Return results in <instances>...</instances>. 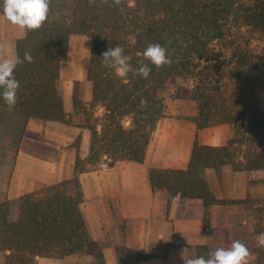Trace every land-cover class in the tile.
<instances>
[{
	"label": "trees",
	"instance_id": "16d2710c",
	"mask_svg": "<svg viewBox=\"0 0 264 264\" xmlns=\"http://www.w3.org/2000/svg\"><path fill=\"white\" fill-rule=\"evenodd\" d=\"M67 5L68 14L58 19L57 13ZM74 34L90 38L91 51L85 79L74 82L69 111L59 82ZM263 41L264 0H121L119 5L114 0H51L48 19L37 30L24 29L16 42V55L23 63L14 72L20 88L10 109L25 118L88 128L89 153L87 158L79 153L74 176L0 200L2 264H37L39 257L72 253L106 264L103 244L93 238L83 212L80 173L104 156L109 164L143 161L167 115L168 97L195 100L193 118L199 128L219 116L220 122L234 125L235 133L220 145L202 144L196 138L186 168H152L154 190L199 198L209 206L217 199L206 169H264V109L259 99L251 101L241 90L227 88L246 67L258 65ZM150 43L166 48L171 64L157 68L145 60L143 51ZM117 45L131 56L133 69L149 65L147 78L129 72L122 79L103 65L102 54ZM26 51L32 62L24 60ZM0 105L9 108L2 98ZM254 144L263 151L253 150ZM116 250L119 264H138L147 256L125 246ZM249 264H264V251Z\"/></svg>",
	"mask_w": 264,
	"mask_h": 264
},
{
	"label": "crops",
	"instance_id": "0c3cea01",
	"mask_svg": "<svg viewBox=\"0 0 264 264\" xmlns=\"http://www.w3.org/2000/svg\"><path fill=\"white\" fill-rule=\"evenodd\" d=\"M23 35L24 29L11 43L15 54L16 42ZM1 41L2 38L0 44ZM245 74L263 84L257 90L264 109V80L261 81L264 65L249 67ZM168 105L169 112L160 120L143 161L121 159L113 164L103 161L96 168L80 173L85 195L83 212L93 238L103 244L106 264H119L116 250L119 246L146 253L138 264H182L181 251L185 258H195L197 248H227L232 243L212 240L210 234L231 228L232 220L219 221L223 207L220 201L249 197L252 176L248 170H234L231 165L206 169L217 199L208 207L199 198L170 196L167 190L153 189L150 170L186 168L196 138L208 145H220L225 140L227 122L215 121L198 127L193 118L197 113L195 100L173 98ZM65 106L70 111L73 104L67 100ZM79 135L80 147L75 144ZM89 146L90 130L86 127L25 118L0 105V200L74 176L79 149L87 154ZM259 252L260 249L250 255L249 262H256ZM2 255L0 252V264ZM41 258L47 264L54 261L52 256L38 259Z\"/></svg>",
	"mask_w": 264,
	"mask_h": 264
},
{
	"label": "rangeland",
	"instance_id": "374dc122",
	"mask_svg": "<svg viewBox=\"0 0 264 264\" xmlns=\"http://www.w3.org/2000/svg\"><path fill=\"white\" fill-rule=\"evenodd\" d=\"M68 10L69 5H67L66 7L62 6L61 10L57 13L58 19L65 18L66 14H68ZM21 31L22 29H20L16 25L11 24L6 19L4 14L0 13V39L2 38L1 44L11 46V43H13V39L15 37L17 38V35L19 36L21 34ZM4 35L5 37H3ZM259 44L260 48L258 51L261 54V58L258 61V65L249 67L259 68L260 66L264 65V41ZM90 51V38L85 35L78 34H74L71 36L67 55L61 63V79L59 82V89L64 96L65 102H67L68 100V102L72 104L74 82L76 80H84L86 77V71L90 60ZM249 67H246L244 69L239 79L228 82L227 88L229 92L241 90V95H243V97L251 101H256L259 99V90H257V88L263 84H259L258 79L252 78L251 75L245 74V70H247ZM263 80L264 79H262L261 81ZM171 92L172 90H170L168 94H170ZM89 95L90 93H88V96ZM167 100L168 103H173V98L168 97ZM227 104H229V102ZM167 112H169V110ZM213 118V121H220L219 116H214ZM234 133V125L231 123H227L225 127V139L232 137ZM75 144L80 147L81 135L78 136ZM247 146L248 143H244L241 147L245 150ZM252 149L257 150L259 152L263 151V148H258L257 144H254V146H252ZM79 153L82 158H87L89 152L85 154V152L82 153L79 149ZM79 153L77 154V157ZM76 161L77 158L75 160L74 166H76ZM103 161H108L106 160L105 156L101 159V162ZM98 165L99 162L96 163L93 167L96 168ZM248 171L252 176L251 193L249 194V197L245 200L239 201H220L223 204V207L220 216L221 218L219 219V221L224 223L227 219L232 220L233 224L232 226H230L231 228L223 229L221 233L216 234L217 237L213 233H211L210 235L212 236V240L217 239L219 241L230 242L239 240L241 243L247 246V248L249 249V253L252 256L253 254H257V250L259 249L261 251H264V247H259L257 245L256 239L260 233H264V169ZM245 219L247 220L246 223L243 222ZM214 251L215 249L210 247L197 248L196 257H207L209 252ZM52 257L54 259L51 260H54L57 263L53 261V263L50 264H97L93 258L88 257L87 255L82 253H72L69 255H54ZM44 260L45 259L42 258L38 259L37 264H47Z\"/></svg>",
	"mask_w": 264,
	"mask_h": 264
},
{
	"label": "clouds",
	"instance_id": "9594fccd",
	"mask_svg": "<svg viewBox=\"0 0 264 264\" xmlns=\"http://www.w3.org/2000/svg\"><path fill=\"white\" fill-rule=\"evenodd\" d=\"M90 2L94 3L95 0ZM102 2L107 3L108 0ZM50 3L51 0H3V14L11 24L20 29L37 30L48 19ZM114 3L119 5L121 0H114ZM143 57L157 68L172 62L167 49L159 43L148 44L143 51ZM101 58L103 65L115 69V74L122 79L127 77L129 72L144 78H147L151 72L149 65L144 63L133 69L130 64L131 56L125 55L123 47L119 45L109 47ZM24 60L32 62L33 57L30 52H25ZM20 63H23V60L15 54L11 46L0 44V98L9 108H13L17 103L20 84L14 72ZM256 239L257 245L264 247V233H260ZM179 255L182 264H249L250 253L246 245L235 240L230 247H218L214 252H209L207 257L185 258L184 251Z\"/></svg>",
	"mask_w": 264,
	"mask_h": 264
}]
</instances>
